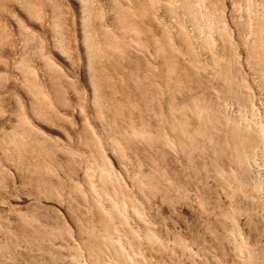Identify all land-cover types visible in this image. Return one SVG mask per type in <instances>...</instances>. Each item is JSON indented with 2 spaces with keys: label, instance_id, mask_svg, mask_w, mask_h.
Instances as JSON below:
<instances>
[{
  "label": "rangeland",
  "instance_id": "rangeland-1",
  "mask_svg": "<svg viewBox=\"0 0 264 264\" xmlns=\"http://www.w3.org/2000/svg\"><path fill=\"white\" fill-rule=\"evenodd\" d=\"M82 1L0 0V264H264V0Z\"/></svg>",
  "mask_w": 264,
  "mask_h": 264
},
{
  "label": "bare ground",
  "instance_id": "bare-ground-1",
  "mask_svg": "<svg viewBox=\"0 0 264 264\" xmlns=\"http://www.w3.org/2000/svg\"><path fill=\"white\" fill-rule=\"evenodd\" d=\"M78 2H79V5H81V8H82V3H83V1L82 0H77ZM200 11V10H199ZM202 17V16H201Z\"/></svg>",
  "mask_w": 264,
  "mask_h": 264
}]
</instances>
